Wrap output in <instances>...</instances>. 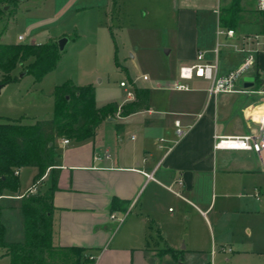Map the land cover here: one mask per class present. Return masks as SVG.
I'll return each mask as SVG.
<instances>
[{
	"label": "crops",
	"instance_id": "0c3cea01",
	"mask_svg": "<svg viewBox=\"0 0 264 264\" xmlns=\"http://www.w3.org/2000/svg\"><path fill=\"white\" fill-rule=\"evenodd\" d=\"M24 1L27 0L3 5V11L15 8L12 16L4 13L2 17L12 20L16 7ZM229 3L223 6L218 0L217 3L215 0H55L58 14L89 13L78 21L71 17L66 27L92 29L95 41L104 37L111 12L119 19L124 15L129 26H133L130 8L137 7L162 30L164 54L159 57L158 65L162 73L157 74L169 75L161 78L155 73V79L144 73L134 79L128 77L129 83L147 90V105L143 110L122 116L120 107L129 101L108 102L116 103L117 110L99 123L92 137L79 142L66 139L65 144L61 142L63 138L55 141L54 167L58 175L49 196L51 245L68 253L65 264H165L169 254L177 259L174 253L177 255L181 243L191 250L199 248L192 235L188 240L192 220L210 224L208 216H227L228 209L234 214L249 211L243 193L235 191L237 183L249 174L264 170L255 162L254 153L215 150L213 144L216 135L238 136L249 131L251 117L256 119L259 107L254 104L255 93L209 95L208 82L200 78L189 82L192 88L189 91L171 88L180 65L193 63L198 52L203 53L205 60H214L218 44L219 48L232 49L241 57L221 68L218 54L217 74L224 75L237 67L245 51L234 50L233 46L249 38L252 41L244 44V48L256 51V63L247 76L253 77L254 85H258L249 89L264 90V35L259 33L253 13H247L240 21L244 26L240 35L235 31L237 25L223 26L220 11ZM219 27L233 29L234 35L223 36L221 43L216 36ZM63 30L43 37L33 34L29 42H56L65 38V47L70 35ZM77 34L80 37L83 33ZM17 36L15 42H6L1 37L0 41L24 42L22 35L21 41ZM114 64L119 63L115 60ZM12 74L18 78L10 83L26 76L20 75L19 70ZM143 75L146 80L141 79ZM243 87L242 79L236 88ZM175 121L183 129L181 136L175 132ZM144 173L151 177L146 178ZM178 180H182L181 184ZM50 186L47 169L39 183V194L49 193ZM0 196L5 200L20 199ZM217 199L225 201L223 207L227 209L214 212ZM172 201L178 204L177 211L171 210ZM110 213L123 216V220L116 223L109 218ZM237 244L232 237L220 245L221 251L234 253ZM78 250L80 255L75 257Z\"/></svg>",
	"mask_w": 264,
	"mask_h": 264
},
{
	"label": "rangeland",
	"instance_id": "374dc122",
	"mask_svg": "<svg viewBox=\"0 0 264 264\" xmlns=\"http://www.w3.org/2000/svg\"><path fill=\"white\" fill-rule=\"evenodd\" d=\"M218 1L223 6L230 2ZM215 2L217 3V0ZM239 8L243 17L257 10L254 0H241ZM130 9L133 26H129L124 15L119 19L116 13L111 12L107 22L109 27L104 37L96 38L97 41L93 38L92 29H73L71 25L66 27L71 17L78 21L87 18L89 13L58 14L55 0H27L16 7L12 20L1 16L0 37L6 42H15L17 35H22L23 41L29 42L33 34L43 37L62 29L70 35V40L63 48L53 70L46 73L38 83H32L31 76L26 75L17 83H7L0 87V121L20 119L22 123L30 124L34 120L51 118L52 104L49 93L54 86L63 83L90 85L94 90L95 105L102 106L108 102H120L125 99L123 89L118 86L121 80L128 84V77L134 79L143 73L150 79L157 78L155 73L161 75V78L169 76L157 74L162 73L158 68L159 57L164 54V48L161 46L162 30L137 7ZM243 28V24L239 22L235 28L236 34L240 35ZM77 32L83 34L77 37ZM214 36L212 34L213 41ZM219 38L222 43L223 36ZM239 57L241 55L234 53L232 49L220 46L221 68L231 65ZM115 60L118 61V66L114 64ZM254 102L257 106L264 102V97L255 94ZM255 162L260 165L257 157ZM33 176V167H21L17 176V192H3L2 196L23 194L32 183ZM237 184L235 191L243 193V200L249 211L234 214L228 209L230 214L227 216H208L210 224L192 220L194 222L191 224L188 240L192 235L199 248L191 250L181 243L176 251L177 259L169 254L165 264H264V173L249 174ZM242 187L245 189L242 190ZM38 188L39 185L36 191ZM181 194L185 196L183 192ZM18 203V200L0 199V224L6 229L5 239L8 242L22 240L21 212L16 208ZM224 203L226 202L217 199L214 212L227 209L223 207ZM231 204L233 206V203ZM170 207L174 211L179 209L175 201L170 203ZM232 237H235L238 243L233 246L235 252L221 251L220 245L229 239L232 240ZM225 248L230 249L228 246ZM0 264H9L8 257L0 255Z\"/></svg>",
	"mask_w": 264,
	"mask_h": 264
},
{
	"label": "trees",
	"instance_id": "16d2710c",
	"mask_svg": "<svg viewBox=\"0 0 264 264\" xmlns=\"http://www.w3.org/2000/svg\"><path fill=\"white\" fill-rule=\"evenodd\" d=\"M15 0H0V18L4 13L12 16L14 11H3V5ZM241 0H230L228 7L220 11L223 26L235 27L242 21ZM259 33L264 35V11L254 10ZM61 52L55 41L41 43L0 41V87L16 81L12 72L30 75L38 82L53 70ZM257 82V78H255ZM254 85L251 88H257ZM134 98L120 107L122 116L143 110L147 105V90L132 86ZM52 117L24 124L17 120L0 121V195L17 191L15 169L33 167L36 172L32 182L39 180L48 169L51 177L49 193L22 196L18 209L21 212L22 240L7 242L6 229L0 224V249L9 264H65L68 253L51 245L52 205L50 193L55 189L58 169L54 167L57 157L55 141L71 139L79 142L92 137L99 123L117 110L116 103L95 107L93 88L90 85L74 86L63 83L54 86L52 93ZM74 254L75 257L79 256ZM174 256L177 255L174 253Z\"/></svg>",
	"mask_w": 264,
	"mask_h": 264
},
{
	"label": "built area",
	"instance_id": "2783aa9c",
	"mask_svg": "<svg viewBox=\"0 0 264 264\" xmlns=\"http://www.w3.org/2000/svg\"><path fill=\"white\" fill-rule=\"evenodd\" d=\"M255 5L257 11H264V0H255ZM234 35L233 29H226L223 27H219L216 30V36H226L232 37ZM17 40L21 41L22 36L18 35ZM249 38H244L242 44H235L233 46L234 50L237 51H245V56L242 62L229 72L224 75H218V54H219V44L214 49L215 59L212 61H207L204 59L203 53L198 52L195 61L191 64H182L178 68L177 80L172 83L171 88L176 91H189L191 90V86L189 84L194 78H200L208 82L207 92L209 95H217L220 93H234V92H242V93H255L256 95H260L264 97V90L257 89L255 91H251L249 88H236V84L248 75L250 70L255 66L256 63V51L249 50L244 48V44H248ZM142 80H146V76H141ZM133 83H125L124 81H120L118 83L119 87H121L125 93V101H131L134 98L132 85ZM264 106V102L260 103L257 106ZM252 124L249 126V131L243 135L238 136H225V135H216L214 136V144L213 148L215 150H242L249 151L255 154L260 162V167L264 170V111L263 113L258 115V119H254L251 117ZM176 134L181 136L184 132L182 127L180 126L179 121H175ZM61 142L63 144L67 143L66 139H62ZM18 169L13 171L14 175H17ZM146 178H150L151 175L144 173ZM42 177L32 182L25 192L21 195L14 196H5L8 198H20L22 196H26L28 194H33L36 192L37 187L41 181ZM182 180H178V183L181 184ZM170 191L179 195L177 192L168 188ZM1 197V196H0ZM109 218L114 220L116 223H120L123 220V216H116L113 213L109 214Z\"/></svg>",
	"mask_w": 264,
	"mask_h": 264
},
{
	"label": "water",
	"instance_id": "95a60500",
	"mask_svg": "<svg viewBox=\"0 0 264 264\" xmlns=\"http://www.w3.org/2000/svg\"><path fill=\"white\" fill-rule=\"evenodd\" d=\"M66 42V39L65 38H59L57 41H56V44H57V48L58 50L61 52L63 50V47H64V44ZM21 75V74H20ZM243 81H244V87L245 88H250L254 85V78L253 77H250V76H245L243 78ZM110 119V118H109ZM181 264V263H180Z\"/></svg>",
	"mask_w": 264,
	"mask_h": 264
},
{
	"label": "bare ground",
	"instance_id": "6f19581e",
	"mask_svg": "<svg viewBox=\"0 0 264 264\" xmlns=\"http://www.w3.org/2000/svg\"><path fill=\"white\" fill-rule=\"evenodd\" d=\"M263 111H264V106H262V105L259 106L258 109L256 110V114H257V115H256V116H257L256 119H258V115L261 114V113H263ZM252 115H253V114H252ZM253 118H254V117H253ZM254 119H255V118H254Z\"/></svg>",
	"mask_w": 264,
	"mask_h": 264
}]
</instances>
